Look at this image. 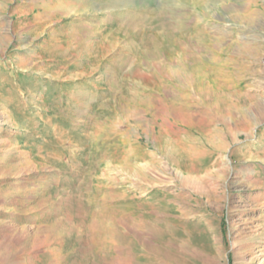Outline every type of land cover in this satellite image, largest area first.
Wrapping results in <instances>:
<instances>
[{"label":"rangeland","instance_id":"rangeland-1","mask_svg":"<svg viewBox=\"0 0 264 264\" xmlns=\"http://www.w3.org/2000/svg\"><path fill=\"white\" fill-rule=\"evenodd\" d=\"M0 264H264V0H0Z\"/></svg>","mask_w":264,"mask_h":264}]
</instances>
